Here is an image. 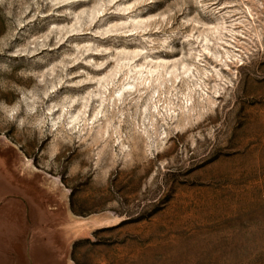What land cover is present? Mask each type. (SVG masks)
Masks as SVG:
<instances>
[{
	"label": "rangeland",
	"instance_id": "obj_1",
	"mask_svg": "<svg viewBox=\"0 0 264 264\" xmlns=\"http://www.w3.org/2000/svg\"><path fill=\"white\" fill-rule=\"evenodd\" d=\"M0 188L43 264H264V0H0Z\"/></svg>",
	"mask_w": 264,
	"mask_h": 264
},
{
	"label": "crops",
	"instance_id": "obj_2",
	"mask_svg": "<svg viewBox=\"0 0 264 264\" xmlns=\"http://www.w3.org/2000/svg\"><path fill=\"white\" fill-rule=\"evenodd\" d=\"M15 219L6 209H0V264H43L45 254L33 248L29 233L14 232Z\"/></svg>",
	"mask_w": 264,
	"mask_h": 264
},
{
	"label": "clouds",
	"instance_id": "obj_3",
	"mask_svg": "<svg viewBox=\"0 0 264 264\" xmlns=\"http://www.w3.org/2000/svg\"><path fill=\"white\" fill-rule=\"evenodd\" d=\"M18 111V109H14L13 112L9 113L10 118L14 116L15 112Z\"/></svg>",
	"mask_w": 264,
	"mask_h": 264
},
{
	"label": "bare ground",
	"instance_id": "obj_4",
	"mask_svg": "<svg viewBox=\"0 0 264 264\" xmlns=\"http://www.w3.org/2000/svg\"><path fill=\"white\" fill-rule=\"evenodd\" d=\"M206 49V48H205ZM207 50V49H206Z\"/></svg>",
	"mask_w": 264,
	"mask_h": 264
}]
</instances>
